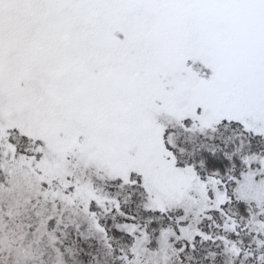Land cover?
<instances>
[{"label": "snow or ice", "instance_id": "1", "mask_svg": "<svg viewBox=\"0 0 264 264\" xmlns=\"http://www.w3.org/2000/svg\"><path fill=\"white\" fill-rule=\"evenodd\" d=\"M0 264H264V0H0Z\"/></svg>", "mask_w": 264, "mask_h": 264}]
</instances>
